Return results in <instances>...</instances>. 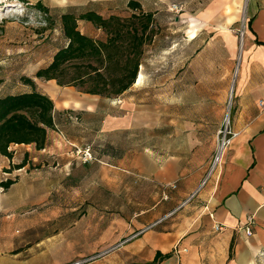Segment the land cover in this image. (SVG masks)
<instances>
[{"label":"crops","instance_id":"crops-1","mask_svg":"<svg viewBox=\"0 0 264 264\" xmlns=\"http://www.w3.org/2000/svg\"><path fill=\"white\" fill-rule=\"evenodd\" d=\"M137 1L145 12L154 13L157 22L162 10L169 12L170 4H179L182 10L175 20H187L189 26L187 35L178 39L180 52L173 46L161 52L167 62L165 95L163 99L156 94V100L165 102L166 125L159 128L156 123L144 148L149 153L139 154L133 166V173L152 185V201L118 213L111 222L115 231L109 230L101 242L123 239V244L87 264H264V0H246L245 5L244 0ZM244 15L247 27L239 51L233 28L242 27ZM207 31L210 34L205 36ZM196 43L193 51L184 50ZM177 59L181 62L175 63ZM141 76L139 70L134 86ZM37 90L54 102L55 127L48 130L42 149L12 144L11 158L0 153V181H14L0 195V264H15L22 252L15 249L14 199L8 190L31 178L47 185L51 176L60 185L62 169L74 161L73 146L90 145L93 161L120 167L126 145L115 136L135 128L133 119L110 112L105 119H71V115L97 114L99 99L55 79L37 83ZM230 92L233 135L220 163L209 173L203 153L220 149L219 131ZM118 98L108 100L113 106L117 102L119 110L128 108ZM175 107L182 109L181 119H175ZM159 135L166 137L165 147H159ZM23 161V167L17 168ZM49 194L43 190L42 198ZM25 198L20 195L18 200ZM250 216L254 217L252 235L245 227ZM215 223L224 224V229L215 231Z\"/></svg>","mask_w":264,"mask_h":264},{"label":"rangeland","instance_id":"rangeland-1","mask_svg":"<svg viewBox=\"0 0 264 264\" xmlns=\"http://www.w3.org/2000/svg\"><path fill=\"white\" fill-rule=\"evenodd\" d=\"M128 1L0 0V95L29 90L31 86L23 81L26 77L32 78L35 83H47L48 79L37 78L35 74L39 69L47 67L54 54L67 44L62 32V13L71 10L78 16L87 11H95L105 18L111 15L129 17L133 10L128 7ZM245 3L246 0L244 5ZM172 4L168 6L169 12L162 10L158 15V22L154 17L155 35L152 43L145 47L143 69L142 66L139 69L142 76L138 84L134 86V83L120 95L128 108L119 110L117 102L113 106L108 100L119 99V96L92 95L99 99L97 114L88 113L82 118L70 114L71 119H105L106 114L110 112L122 116L124 114L125 119H133L134 129L115 136L120 143L123 141L126 145V159L120 162L121 166L112 163L99 164L95 161L84 164L77 154V148L73 146L70 153L74 161L68 168L62 169L60 185L55 183L51 176L47 185L40 183L37 178H31L26 183L19 182L8 190L14 199V237L17 239L15 249L22 250L15 264H52L54 261H60V264H87L102 259L116 251L124 242L123 239L108 242L110 238L101 242L103 236L107 239L109 230L115 231L116 226L111 222L117 218V214L147 206L152 201V185L133 173V166L139 154L143 157L145 153H149L144 148L149 143L150 131L156 127V123L159 128L166 125L165 102L156 100V94H161L163 99L165 95L163 84L167 62L165 53L161 52L167 46H173L176 52H180L182 45L178 39L187 35L189 26L187 20L176 22V15L180 16L181 10L171 11ZM78 28L95 40L107 39L104 30L91 22L79 20ZM199 29L201 31V28H195L196 31ZM233 30L237 35L240 51L246 28L242 29L237 25ZM195 34L196 32L189 35ZM209 34L208 31L204 32L205 36ZM196 46L197 43L193 48L185 46L184 50L191 52ZM180 62L181 59L175 61ZM73 72L72 68L67 71L68 75ZM62 79L67 81L68 76ZM235 79L236 72L231 89ZM64 86L81 89L73 83ZM231 110L230 92L224 119H229ZM181 112V108H174V114L177 116L175 119H181ZM173 122L180 124V121ZM165 143L166 137L159 135V147H165ZM176 152L182 154L180 150ZM203 154L211 173L218 151L215 148ZM160 162L162 163L163 159H160ZM18 177V174L14 176ZM43 190L51 192L48 198H42ZM20 195L27 199L18 200ZM27 196L31 199L28 200ZM25 209L29 211H24ZM111 226L114 227L112 230Z\"/></svg>","mask_w":264,"mask_h":264},{"label":"trees","instance_id":"trees-1","mask_svg":"<svg viewBox=\"0 0 264 264\" xmlns=\"http://www.w3.org/2000/svg\"><path fill=\"white\" fill-rule=\"evenodd\" d=\"M133 10L129 17H103L95 11L76 15L74 11L61 14L62 32L67 40L51 63L39 69L35 77L55 79L60 85L75 84L87 94L107 97L124 94L135 82L142 64L145 47L152 43L154 13L145 12L137 0H129ZM91 22L107 34L105 41L95 40L78 28V21ZM74 69L68 75V69ZM63 81L62 78H66ZM24 83L30 91L7 93L0 96V153L12 157V144H34L37 149L46 145L48 130L54 129V102L37 90L32 78ZM24 161L18 165L21 168ZM13 180L0 185L6 189ZM163 256H159V259Z\"/></svg>","mask_w":264,"mask_h":264},{"label":"built area","instance_id":"built-area-1","mask_svg":"<svg viewBox=\"0 0 264 264\" xmlns=\"http://www.w3.org/2000/svg\"><path fill=\"white\" fill-rule=\"evenodd\" d=\"M171 11L178 12L179 10H182L181 5L179 4H172L170 6ZM241 28L245 29L247 27V17L244 15L241 19ZM244 33V32H243ZM233 135L230 127H229V119H225L222 128L219 131V137H221V146L218 151L217 156L214 159L213 162V169L215 168L216 165H218L221 161V155L223 148L228 144L230 141V136ZM77 148V154L80 155L81 161L86 164L94 160V155L92 151V147L90 145H85L82 147L75 146ZM5 191L4 186H0V193H3ZM194 194L191 195L190 198H192ZM187 199L183 204L187 203L189 200ZM253 225H254V217L250 216L247 218L245 227L247 230L248 235H252L253 233ZM225 225L221 223H215L213 228L215 231H222L224 229ZM79 264V263H77Z\"/></svg>","mask_w":264,"mask_h":264}]
</instances>
